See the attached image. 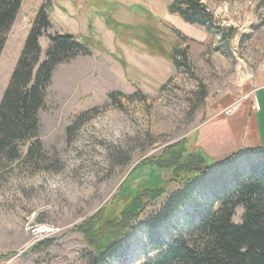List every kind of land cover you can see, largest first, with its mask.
Wrapping results in <instances>:
<instances>
[{
	"label": "rangeland",
	"instance_id": "1",
	"mask_svg": "<svg viewBox=\"0 0 264 264\" xmlns=\"http://www.w3.org/2000/svg\"><path fill=\"white\" fill-rule=\"evenodd\" d=\"M43 1L22 0L6 34L0 99ZM204 2L212 33L170 12L169 0H50L47 33L74 34L90 53L53 72L39 112L41 152L25 156L22 147L19 158L0 155V264H86L85 239L103 245L100 228L130 196L122 190L150 179L174 189L167 171L155 166L167 146L184 139L207 165L217 161L203 131L211 123L221 124L225 151L235 145L229 128L237 143L264 146V99L254 93L264 85V4ZM47 42L44 33L42 53ZM173 46L185 49L187 67L168 59ZM236 99L240 110L222 114ZM141 261L139 243L112 264Z\"/></svg>",
	"mask_w": 264,
	"mask_h": 264
},
{
	"label": "trees",
	"instance_id": "2",
	"mask_svg": "<svg viewBox=\"0 0 264 264\" xmlns=\"http://www.w3.org/2000/svg\"><path fill=\"white\" fill-rule=\"evenodd\" d=\"M169 1L170 12L213 32L204 0ZM21 3L0 0V54ZM49 9L50 0H44L35 11L0 99V155L9 159L19 158L22 147L25 156L41 152L39 112L53 72L58 64L90 53L74 34L47 33ZM44 33L48 42L42 53ZM167 57L176 66L188 65L185 49L173 46ZM166 148L155 166L167 171L174 189L150 177L142 188L122 190L130 196L100 228L103 245L96 248L85 239L90 248L86 264H112L139 243L140 264H264V146L238 149L211 165L200 151H189L184 139ZM76 231L88 237L84 228Z\"/></svg>",
	"mask_w": 264,
	"mask_h": 264
},
{
	"label": "crops",
	"instance_id": "3",
	"mask_svg": "<svg viewBox=\"0 0 264 264\" xmlns=\"http://www.w3.org/2000/svg\"><path fill=\"white\" fill-rule=\"evenodd\" d=\"M264 85H261V86H258L255 90H254V93L256 94V92H257V94H261V96H260V98H261V100H263L264 99V91H262V89L260 90L259 88H262ZM259 89V90H258ZM253 93V94H254ZM255 105H256V103H255ZM240 110V109H239ZM221 124H219V121L218 122H215V123H211V125H209L206 129H203V131H205V130H207V135H209L210 136V141H212V142H214V144H213V147H214V149H215V153L216 154H218V159H216L217 161L218 160H220L221 158H223V157H225L226 156V154L227 153H232V152H234V151H236V150H238V149H241V148H244L245 146L244 145H241V144H239V143H237V139H239V137H238V135L237 134H234V132L232 131V129L231 128H229L228 130H229V138L231 139V141L233 142V143H235V145H238V146H233V147H229V150L228 151H225L226 149H225V147H224V144H221V142H222V138H223V136L221 135V133L219 132V130H218V127L220 126ZM220 133V135L219 136H217V133ZM231 135V136H230ZM236 139V140H235ZM225 149V150H224Z\"/></svg>",
	"mask_w": 264,
	"mask_h": 264
},
{
	"label": "built area",
	"instance_id": "4",
	"mask_svg": "<svg viewBox=\"0 0 264 264\" xmlns=\"http://www.w3.org/2000/svg\"><path fill=\"white\" fill-rule=\"evenodd\" d=\"M241 104H242L241 99H238V100L236 99V100L230 102L228 105H226L222 109L221 113L224 114L225 116L232 115V114L236 113L239 110Z\"/></svg>",
	"mask_w": 264,
	"mask_h": 264
},
{
	"label": "water",
	"instance_id": "5",
	"mask_svg": "<svg viewBox=\"0 0 264 264\" xmlns=\"http://www.w3.org/2000/svg\"><path fill=\"white\" fill-rule=\"evenodd\" d=\"M64 35H66V36H72V34H71V33H66V34H64Z\"/></svg>",
	"mask_w": 264,
	"mask_h": 264
}]
</instances>
